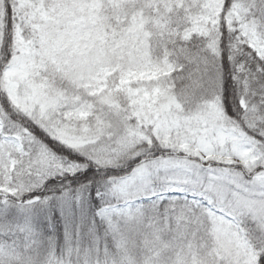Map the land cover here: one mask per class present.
Wrapping results in <instances>:
<instances>
[{
    "label": "snow or ice",
    "instance_id": "obj_1",
    "mask_svg": "<svg viewBox=\"0 0 264 264\" xmlns=\"http://www.w3.org/2000/svg\"><path fill=\"white\" fill-rule=\"evenodd\" d=\"M0 264H264V0H0Z\"/></svg>",
    "mask_w": 264,
    "mask_h": 264
}]
</instances>
